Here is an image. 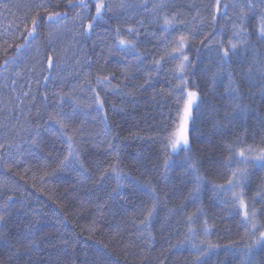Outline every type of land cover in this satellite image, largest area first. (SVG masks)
<instances>
[{
  "label": "trees",
  "instance_id": "trees-1",
  "mask_svg": "<svg viewBox=\"0 0 264 264\" xmlns=\"http://www.w3.org/2000/svg\"><path fill=\"white\" fill-rule=\"evenodd\" d=\"M43 1L0 44V75L34 41L50 53V25L87 6L90 83L85 95L67 85L83 87L80 76L40 86L28 152L7 163L0 149V264H264V160L247 154L264 150V0L237 42L228 0L177 3L176 22L155 32L125 28L106 0ZM187 92L197 93L189 142L170 151ZM205 226L212 245L200 251L194 231Z\"/></svg>",
  "mask_w": 264,
  "mask_h": 264
},
{
  "label": "rangeland",
  "instance_id": "rangeland-1",
  "mask_svg": "<svg viewBox=\"0 0 264 264\" xmlns=\"http://www.w3.org/2000/svg\"><path fill=\"white\" fill-rule=\"evenodd\" d=\"M183 1L106 0L105 11L118 18L125 28H131L135 32L145 30L155 32L166 19L172 21V24L176 22V4L184 6ZM43 4V0H0V44L16 35L30 11ZM251 6L258 8L259 3L257 0H228L225 27L234 42L243 39L242 20ZM261 11L264 15V4ZM87 17L88 8L83 6L74 17L50 25L48 32L50 53H45L40 41H34L0 75V149H3L1 153L5 162L20 160L37 137V129L29 121V110L40 86L43 85L54 92L63 87L67 80L80 76L83 87H79L76 81L69 84L67 82V85L69 89L74 87L73 90H76L77 94L85 95L87 83H90L89 74L86 76L84 72L86 52L82 42V30ZM186 101L187 95L181 102L174 133L179 132L184 120ZM188 122L189 117L187 128ZM180 146L173 149L170 144L169 150L175 151ZM247 154L255 159L261 152L248 150ZM234 178L227 188L219 191L221 197L229 198L233 195L239 176ZM1 185L5 186L3 181ZM246 213L253 221L252 210L247 209ZM194 232L197 249L203 251L212 245L206 226Z\"/></svg>",
  "mask_w": 264,
  "mask_h": 264
},
{
  "label": "snow or ice",
  "instance_id": "snow-or-ice-1",
  "mask_svg": "<svg viewBox=\"0 0 264 264\" xmlns=\"http://www.w3.org/2000/svg\"><path fill=\"white\" fill-rule=\"evenodd\" d=\"M103 7H104V5L102 3H97L96 4V12H97V14L101 13V9ZM93 19H95V17H93ZM34 23H35V21H34ZM171 23H172V21L167 20V19L165 20V24L166 25L171 24ZM92 26L93 25L90 22L89 25H88V28H91ZM260 34H261L262 37H264V26L261 27ZM184 41H185V37L181 36L179 38V40H178L179 48L178 49H174V51H179L182 54V51H183V48H184ZM120 43L123 44L124 41H121ZM235 48H236V45L232 44L231 45V49L234 50ZM228 53H229V49H225L222 52V54H221L222 55V59L226 58L228 56ZM184 60L186 61L187 57H184ZM183 68H184V63L182 62L178 66L177 70L180 73H183ZM196 99H197V93L196 92H188L187 93V101H186L185 108H184V120H183V122L181 124L179 132L173 134L175 139L169 141V143L171 144L173 149H176L180 145H184V146L188 145L189 141H188V136H187V127H186V125H187L188 117L190 115L191 108L193 106V103L196 101ZM239 156L243 157L244 156V152L241 151L239 153ZM257 159L264 160V150L261 151V155L258 156ZM234 175H236V173H234ZM197 181L199 182V177L197 178ZM229 183H231V181H229ZM240 203H241V205H243L244 202L241 200ZM245 216L247 217V213H245ZM0 219H2V217H0ZM260 239H261V241H264V232L260 233Z\"/></svg>",
  "mask_w": 264,
  "mask_h": 264
},
{
  "label": "bare ground",
  "instance_id": "bare-ground-1",
  "mask_svg": "<svg viewBox=\"0 0 264 264\" xmlns=\"http://www.w3.org/2000/svg\"><path fill=\"white\" fill-rule=\"evenodd\" d=\"M174 68H175V66H174ZM185 81V80H184Z\"/></svg>",
  "mask_w": 264,
  "mask_h": 264
}]
</instances>
